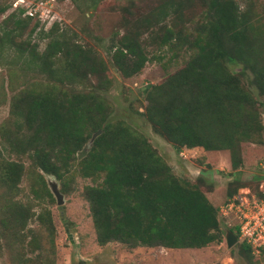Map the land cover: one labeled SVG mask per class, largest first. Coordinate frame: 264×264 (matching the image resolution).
<instances>
[{
	"label": "rangeland",
	"instance_id": "rangeland-1",
	"mask_svg": "<svg viewBox=\"0 0 264 264\" xmlns=\"http://www.w3.org/2000/svg\"><path fill=\"white\" fill-rule=\"evenodd\" d=\"M162 1L0 0V8L5 7L0 12V33L9 31L11 38L8 44L0 42V128L3 135L23 137V141L30 133L24 122L10 114L16 95L23 108L32 96L45 92L62 97L82 92L95 97L105 116L103 124L119 125L143 137L173 176L194 185L217 208L219 240L200 248L129 247L117 241L98 245L83 188L99 184L103 171L91 176H83L80 171V159L88 152L96 130L74 154L69 169L60 179L33 168L25 154L18 157L1 150L4 159L21 161L23 170L17 192L0 196V220L10 213L5 208L8 199L26 205L32 214L25 225L29 230L22 231L30 243L26 239L21 241L0 222V264H43L44 261L51 264H264V249L253 260L239 250L237 242L226 246L225 233L232 231L228 227L233 225L234 218L221 217L219 211L228 193L258 197L263 191L264 97L258 95L249 70L242 69L241 64L227 63L229 72L257 103L258 128L252 136L238 142L240 162L231 167L226 149L205 151L200 147H181L175 151L146 120V96L151 85L181 67L190 53L183 45L176 44L174 36L166 44L161 42L166 27L191 39L203 5L200 0H172L183 10L182 22L172 26L168 16L161 19L157 14ZM233 2L238 12L248 16L260 37H264V0ZM30 8L36 9L41 17L27 16ZM124 33L137 34L146 56L140 70L129 77H123L112 63L114 47ZM55 41H61L64 48L80 49L81 56L72 72L63 53L41 57L46 45ZM37 173L41 174L52 200L44 193ZM51 186L60 194V204H56ZM32 191L37 198L32 197ZM41 206L51 218L52 242L37 221L36 213Z\"/></svg>",
	"mask_w": 264,
	"mask_h": 264
},
{
	"label": "trees",
	"instance_id": "trees-1",
	"mask_svg": "<svg viewBox=\"0 0 264 264\" xmlns=\"http://www.w3.org/2000/svg\"><path fill=\"white\" fill-rule=\"evenodd\" d=\"M200 2L203 9L194 37L172 33L170 27L161 37L166 44L174 36L176 44L190 53L181 67L149 87L144 116L175 151L181 147L226 149L230 166L235 167L240 162L238 142L257 131V103L226 64H241L242 69L249 70L258 95L264 97V37L249 23L247 15L237 11L233 0ZM157 14L161 19L168 16L172 26L183 19L182 6L172 0L162 1ZM8 32L0 33L1 43L11 42ZM136 38V33H124L114 47L112 63L123 77L137 73L146 62ZM57 52L68 58L72 72L80 49L64 48L61 41H55L46 45L41 57ZM13 99L10 114L24 122L30 133L23 141V137L3 135L0 128V196L17 192L23 170L21 161L4 159L1 150L18 157L25 154L33 168L60 179L74 154L100 129L80 159L83 176L103 171L99 184L83 188L98 245L117 241L129 247L200 248L219 240L217 208L194 185L173 176L143 137L119 125L103 124L105 116L95 97L82 92L64 97L45 92L32 96L26 108L21 106L19 96ZM37 174L44 193L52 200L41 174ZM262 190L258 197L264 193V183ZM35 194L32 191L33 198H37ZM232 195L228 193L227 198ZM5 208L10 213L0 220L2 227H9L21 241L30 243L22 234L32 214L28 207L8 199ZM36 217L52 242L48 210L41 206ZM228 229L237 236L235 225ZM237 245L255 260L248 245L242 241Z\"/></svg>",
	"mask_w": 264,
	"mask_h": 264
},
{
	"label": "built area",
	"instance_id": "built-area-1",
	"mask_svg": "<svg viewBox=\"0 0 264 264\" xmlns=\"http://www.w3.org/2000/svg\"><path fill=\"white\" fill-rule=\"evenodd\" d=\"M35 10L28 9L26 15L35 19L41 17ZM219 211L221 217L228 215L234 218L237 241L248 245L250 253L258 257L264 249V193L260 197L246 193L232 195L225 200Z\"/></svg>",
	"mask_w": 264,
	"mask_h": 264
},
{
	"label": "water",
	"instance_id": "water-1",
	"mask_svg": "<svg viewBox=\"0 0 264 264\" xmlns=\"http://www.w3.org/2000/svg\"><path fill=\"white\" fill-rule=\"evenodd\" d=\"M98 133H99V131L97 130V131L95 132V135H97ZM50 189H51V192H52V194H53V196H54V198H55V202H56V204H60L61 201H62V200H61V196H60V194H59L58 191L54 188V186H51ZM67 235H68V237L70 238V235H69V234H67ZM224 241H225L226 246H227V247H230L232 244H234V243L237 242L236 235H235L232 231H229V230H228V231L225 233Z\"/></svg>",
	"mask_w": 264,
	"mask_h": 264
},
{
	"label": "flooded vegetation",
	"instance_id": "flooded-vegetation-1",
	"mask_svg": "<svg viewBox=\"0 0 264 264\" xmlns=\"http://www.w3.org/2000/svg\"><path fill=\"white\" fill-rule=\"evenodd\" d=\"M78 264H80V263H78Z\"/></svg>",
	"mask_w": 264,
	"mask_h": 264
}]
</instances>
